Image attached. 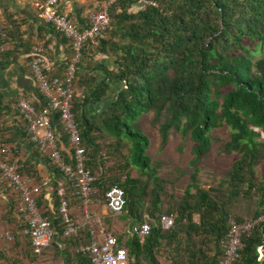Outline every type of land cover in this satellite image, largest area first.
I'll use <instances>...</instances> for the list:
<instances>
[{
	"label": "trees",
	"instance_id": "obj_1",
	"mask_svg": "<svg viewBox=\"0 0 264 264\" xmlns=\"http://www.w3.org/2000/svg\"><path fill=\"white\" fill-rule=\"evenodd\" d=\"M146 1L154 6H142L138 0H114L108 8L106 36L94 40V52L104 58L93 66V75L81 73L79 65L74 71L78 82L85 86L79 97L72 95L73 119L81 143L88 150L85 166L97 175L94 185L98 195L111 186L122 189L125 205L116 215L119 219L132 225L147 218L150 230L144 237L113 232L126 250L128 264H161L164 258L169 264H216L228 230L227 221L232 217L226 204L239 196L249 198L260 193V208L264 196V179L258 182L254 174L257 166L264 165V0ZM96 2L90 3L92 8L85 15L76 13L75 19L67 15L70 23L81 30ZM46 25L50 30L42 31H55L66 44V58L58 63V69L63 71L72 58L71 42ZM39 39L34 42L30 36L25 41L19 38L18 45L2 48L0 59L6 61L14 54L31 51L33 46L45 47L49 43L41 36ZM9 41L1 31L0 47ZM94 41L81 47L84 58L85 46ZM108 92L113 95L108 96ZM107 97V105L98 110L97 106ZM12 102L3 104L0 100V147L10 151L19 173L28 175L36 184L47 181L40 187L36 201L49 219L53 235L41 256L50 252L53 258H59V264H90L85 253L76 251L80 237L86 234L61 238L55 189L65 178L29 141L26 124L11 109ZM33 104L36 109L42 107ZM148 113H152V121L157 124L161 145L170 133L188 137L193 143L190 183L177 199L165 191L166 182L156 176L157 165L149 167L145 154L148 140L138 131L137 123ZM6 117H10L8 125L4 123ZM54 125L67 151V136L59 126L57 114ZM222 126L230 130L222 152L237 156L226 173V198H218L211 188L203 189L196 178L199 164L211 146L210 133ZM23 150L27 156L20 155ZM65 151H61V156L69 162ZM33 160L46 163L47 176L40 175ZM109 162L111 166L107 165ZM132 167L141 176L147 175V179L133 177ZM4 184L9 192V186ZM9 196L11 205L7 212L11 208L15 219L3 221L14 243L25 238L19 235L23 216L17 213ZM259 213L255 211L252 218ZM162 215L173 217L171 228L160 227ZM232 219L243 221L237 216ZM20 220L16 226L14 221ZM24 241L30 248L29 242ZM241 243L234 264H264V223L242 235ZM210 246L215 251L213 255H209ZM2 250L0 264H24L21 260L10 261L7 248ZM23 256L25 264L36 262L28 249Z\"/></svg>",
	"mask_w": 264,
	"mask_h": 264
},
{
	"label": "built area",
	"instance_id": "obj_2",
	"mask_svg": "<svg viewBox=\"0 0 264 264\" xmlns=\"http://www.w3.org/2000/svg\"><path fill=\"white\" fill-rule=\"evenodd\" d=\"M58 1L43 0L35 3L34 7L45 23L71 42L72 58L60 74L58 63L48 56L51 46H33L27 62L28 74L46 103L36 109L31 99L20 95L10 107L25 122L29 141L65 178L64 181H59L55 189L61 238L86 234L80 237L76 251L85 253L90 264H128L126 250L118 244L113 231L108 230L104 217L93 215L90 209L95 199L101 197L106 211L115 217L124 208V193L121 188L111 186L98 195L94 185L96 178L85 166L88 150L81 143L72 114L74 65L78 62L80 49L85 43L104 37L109 23L108 8L114 0L96 2L95 10L87 14L88 21L81 30L70 23L67 15L57 11ZM138 3L142 6H154L146 0H138ZM55 114L58 115L59 126L67 136V151L61 145V135L54 125ZM61 151H65L69 162L63 161ZM18 168L16 161L10 159V151L0 147V177L9 186L15 210L23 216L20 235L29 242L36 264H43L40 257L49 246L53 232L49 219L37 204L36 196L40 193V187L47 182L36 184L28 175L19 173ZM73 204L77 210L76 216L71 212ZM262 205V213L249 221L236 222L232 218L228 219V230L220 244L221 254L216 264L236 262L242 248L241 236L249 234L258 224L264 223V196ZM146 219L143 217L140 223L131 225L128 233L138 237L148 235L150 227ZM159 224L162 229L167 230L173 225V217L162 215L159 217ZM7 240L12 239L7 237Z\"/></svg>",
	"mask_w": 264,
	"mask_h": 264
},
{
	"label": "rangeland",
	"instance_id": "obj_3",
	"mask_svg": "<svg viewBox=\"0 0 264 264\" xmlns=\"http://www.w3.org/2000/svg\"><path fill=\"white\" fill-rule=\"evenodd\" d=\"M97 2H102L97 0ZM94 3V0H85L84 9L88 11L92 8H89V5ZM88 6V7H87ZM106 36V34H105ZM96 42L92 44H87L85 48H87V55L84 58L81 54L79 57L78 62L74 65V71L76 66L79 65L81 67V73L86 75H93L92 68L93 66L100 60L104 58V56L97 54L94 52ZM84 48V49H85ZM263 54H264V46L262 47ZM93 52V53H92ZM78 68V67H77ZM85 86L78 82V79L74 75L72 80V92L75 97H79L83 92ZM108 96H112V92L107 93ZM109 100V97L104 98L102 102L97 106L98 110L103 109ZM138 123V131L143 134L147 140L148 144L145 148V154L148 156L150 160V166L153 169V165H157L155 174L158 179L163 180L164 189L167 193H170L173 198L177 199L180 197L187 185L190 183V174L192 172V168L190 167V160L192 159L191 155V147L193 143L188 139V137H181L179 134L170 133L167 141L164 145L160 144V137L157 131V124L153 123L152 121V113L144 114L137 120ZM137 132V131H136ZM230 130L222 126L217 128L210 133L211 138V146L208 151L207 156L203 159L198 167V172L196 175L197 184L202 187L203 189L211 188L218 198H226V184L225 178L226 173L230 171L232 163L237 159L235 154L226 155L222 152V145L228 140ZM264 139V135H261ZM140 141V139H137ZM125 152V149L122 150ZM111 166V162L107 164ZM131 173L133 177H139L141 180H146L147 175L141 176L139 172L132 167ZM254 174L256 180L262 181L264 179V165H259L254 169ZM96 178L97 175H94ZM151 186V185H150ZM149 186V187H150ZM191 192L193 190L191 189ZM5 193V194H4ZM9 192L0 178V228L4 230L5 233L2 234V239L5 242L3 245L7 248V237L10 236L8 225L3 220L7 219H15L14 212L10 208L11 200L9 196ZM96 201L93 202V205L103 207L104 203L101 197H97ZM259 201H260V193H254L249 198L247 197H237L231 199L227 204L226 208L229 210L232 217H240L243 221H249L252 218L255 211H259L261 214L263 211V205L259 208ZM172 202V200H171ZM166 206V205H165ZM164 206V207H165ZM258 214V215H259ZM104 217V221L106 224L107 221V228L108 230H112L114 234H121L123 236L128 235V229L131 225H128V221H122L119 219L118 216L113 217L107 212L106 216ZM231 217V218H232ZM125 219L128 220L126 217ZM234 219V218H233ZM117 223V227L114 228V224ZM133 225V224H132ZM11 242V241H10ZM3 243V242H2ZM211 247V246H210ZM209 255L214 254L213 247L210 248ZM262 254H260V257ZM45 259V263L47 264H57L60 263L59 258L54 257L53 261H49ZM56 260V261H55ZM57 262V263H56ZM36 263V262H35ZM34 263V264H35ZM58 263V264H59ZM161 264H169L168 261L164 258L160 260Z\"/></svg>",
	"mask_w": 264,
	"mask_h": 264
},
{
	"label": "crops",
	"instance_id": "obj_4",
	"mask_svg": "<svg viewBox=\"0 0 264 264\" xmlns=\"http://www.w3.org/2000/svg\"><path fill=\"white\" fill-rule=\"evenodd\" d=\"M42 1L43 0H0V32L3 31L6 34V37L10 40L8 45L0 47V51L2 50V48H6L7 46V48H11L12 45H18L19 38L22 41H25L26 38L30 36L32 41L37 42L38 40H40L39 36H41L44 38V40H49L47 46H51V50L48 53V56L53 58L57 63H61L65 60L66 44L61 40V37L57 35L55 31H51L49 34H46L45 31H42L50 30L46 23L39 17L38 12L34 8L35 3H39ZM84 4L85 0H59L56 5V9L58 12L65 15H71V17L75 19L76 13H82L83 15L86 14V9L83 10ZM21 49H24V47H21ZM29 55L30 51H27V53L14 54V56L6 61L0 59V100L3 104L8 103L9 101L14 102L16 98L21 95L31 99L33 103H37L40 106L45 105L43 99H41L38 93L35 83L28 74L27 62ZM62 72L63 71H60V69H58V73L61 74ZM4 123L8 125L10 123V117H6L4 119ZM20 155H22V157L23 155L27 156V152L23 150ZM33 161L36 163V169L39 171L40 175L42 177L47 176L48 173L46 163L41 160ZM44 181L46 180L44 179ZM90 209L93 215H107L105 207L103 209V207L101 208L100 206L92 205ZM71 212L75 214V216L77 215V210L74 204L71 206ZM14 222H16V226L19 223L21 224V220L19 222ZM113 224L114 228H116L117 223ZM3 233H5L4 230L0 228L1 250H4L3 244L5 243L1 237ZM24 240L27 241V239L25 238H19L17 242L14 243L12 242V240L11 242L6 240V256L11 259L10 261H12L13 259L15 261L21 260L24 261L23 263L25 264V260L23 259L25 250L28 249L29 253L31 250L29 247H27ZM49 257L51 258L49 259V261H53L54 258L50 252H48L46 256H41V260H39L43 264H47L45 263V259H48Z\"/></svg>",
	"mask_w": 264,
	"mask_h": 264
}]
</instances>
